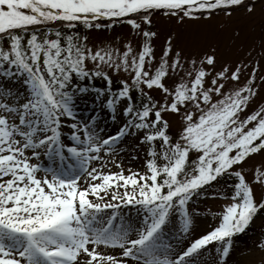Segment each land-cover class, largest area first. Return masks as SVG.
<instances>
[{
    "label": "snow or ice",
    "instance_id": "snow-or-ice-1",
    "mask_svg": "<svg viewBox=\"0 0 264 264\" xmlns=\"http://www.w3.org/2000/svg\"><path fill=\"white\" fill-rule=\"evenodd\" d=\"M241 10L0 0V264H264V28L223 60L155 25Z\"/></svg>",
    "mask_w": 264,
    "mask_h": 264
},
{
    "label": "rangeland",
    "instance_id": "rangeland-1",
    "mask_svg": "<svg viewBox=\"0 0 264 264\" xmlns=\"http://www.w3.org/2000/svg\"><path fill=\"white\" fill-rule=\"evenodd\" d=\"M155 25L159 31L161 41L167 34L175 31L177 43L181 45L198 44L206 46L209 43L217 44L218 55L223 60H235L238 57H242L254 42L258 45L261 29L264 28V24L261 23L258 15L253 19L246 16L242 10L234 14V16L228 20H225L221 14L220 16L213 17V19L209 21H187L184 25H178L174 20L158 17L155 19ZM235 30H239L240 36L234 42L233 33ZM110 31L111 35L115 36L117 34L126 33L127 28L117 25ZM98 35L103 38L105 35H108V33L101 32ZM241 44L243 48L240 47ZM262 64H264V61H262ZM262 100H264V87L260 89L259 95L256 97L255 102L249 106L248 111H251L256 104L260 103ZM114 130L115 129H113V131ZM141 163L140 160L132 161L131 167L136 169ZM125 166H128L127 162ZM113 171H115V169H113ZM206 203L212 204L211 201ZM262 223L264 222L257 220L249 230V235L243 236V238H241L242 240H238V243L241 245L251 244V234L259 232ZM237 251H242V248L237 249ZM233 255L236 256V253Z\"/></svg>",
    "mask_w": 264,
    "mask_h": 264
},
{
    "label": "trees",
    "instance_id": "trees-1",
    "mask_svg": "<svg viewBox=\"0 0 264 264\" xmlns=\"http://www.w3.org/2000/svg\"><path fill=\"white\" fill-rule=\"evenodd\" d=\"M249 230H250V229H249ZM241 238H243V237H241ZM241 238H240L239 240H242Z\"/></svg>",
    "mask_w": 264,
    "mask_h": 264
}]
</instances>
